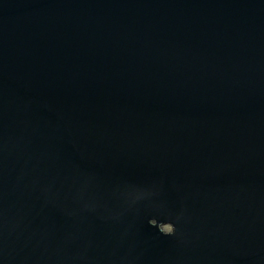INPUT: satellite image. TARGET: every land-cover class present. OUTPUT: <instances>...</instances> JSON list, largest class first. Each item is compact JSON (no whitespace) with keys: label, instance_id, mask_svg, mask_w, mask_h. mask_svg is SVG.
Listing matches in <instances>:
<instances>
[{"label":"water","instance_id":"obj_1","mask_svg":"<svg viewBox=\"0 0 264 264\" xmlns=\"http://www.w3.org/2000/svg\"><path fill=\"white\" fill-rule=\"evenodd\" d=\"M0 264H264V0H0Z\"/></svg>","mask_w":264,"mask_h":264},{"label":"rangeland","instance_id":"obj_2","mask_svg":"<svg viewBox=\"0 0 264 264\" xmlns=\"http://www.w3.org/2000/svg\"><path fill=\"white\" fill-rule=\"evenodd\" d=\"M166 229H169V227H168V226H166Z\"/></svg>","mask_w":264,"mask_h":264}]
</instances>
